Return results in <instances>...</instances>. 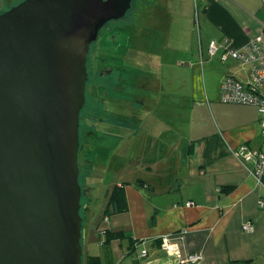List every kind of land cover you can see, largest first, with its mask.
I'll return each mask as SVG.
<instances>
[{"label": "crops", "instance_id": "1", "mask_svg": "<svg viewBox=\"0 0 264 264\" xmlns=\"http://www.w3.org/2000/svg\"><path fill=\"white\" fill-rule=\"evenodd\" d=\"M202 12L201 69L193 60L190 70L166 76V90L159 82L153 85L157 98L160 93L181 96L175 98L182 103L176 108L188 121L178 119L179 137L170 134L174 141L164 160L158 162L157 155L148 168L155 176L144 186L126 184L129 210L119 215V223L109 218V229L129 232L138 247L133 252L127 243H112L110 261L98 247L93 255L103 257L104 264H140L143 251L148 257L141 264H187L161 250L158 241L164 237L179 241L183 259L201 255L195 264H264V208L259 205L264 187L252 176V166L235 157L242 146L263 149L262 119L253 106L220 100L225 77L245 82L249 75L248 67L233 59L223 63L222 54L254 40L264 43V0H202ZM211 42L220 47L215 56L208 52ZM148 121L142 116L134 129L148 131ZM249 222L253 232L243 230Z\"/></svg>", "mask_w": 264, "mask_h": 264}, {"label": "water", "instance_id": "2", "mask_svg": "<svg viewBox=\"0 0 264 264\" xmlns=\"http://www.w3.org/2000/svg\"><path fill=\"white\" fill-rule=\"evenodd\" d=\"M134 0H24L0 15V264H83L88 53Z\"/></svg>", "mask_w": 264, "mask_h": 264}, {"label": "rangeland", "instance_id": "3", "mask_svg": "<svg viewBox=\"0 0 264 264\" xmlns=\"http://www.w3.org/2000/svg\"><path fill=\"white\" fill-rule=\"evenodd\" d=\"M22 1L0 0V15ZM202 17V0H137L135 10L118 24L139 36L136 43L142 53L138 64L140 70H136L135 74L132 72L141 77L135 97L138 102H130L131 92L125 91L120 84H114L115 78L102 80L100 65L88 61L87 103L80 131V147L83 148L79 154L80 185L89 191L82 196L81 202L83 264L87 255H93L100 247L99 229L102 232L110 227L105 214L114 186L121 183L138 185V181L153 178L155 175L150 174L148 168L155 164L157 155H160L158 162L164 160L167 146L174 141L169 135L179 137L176 122L181 116H186L180 108H176L178 103H182L175 98L181 96L160 93L157 98L153 85L159 82L166 90L169 86L166 76L190 70L193 60L201 69L198 55ZM202 40L205 44V36ZM129 72L124 73L126 78L133 76ZM128 84L131 87V83ZM104 90L114 94L106 96ZM141 106L146 108L144 112H140ZM124 115L126 119H123ZM142 116L151 120L148 121L152 125L147 128L148 131L145 127L134 129V122ZM185 120L188 121L187 116ZM114 126L127 132L128 136L119 138V132L108 131ZM167 138L169 142L166 145ZM110 219L119 223L122 218L115 215Z\"/></svg>", "mask_w": 264, "mask_h": 264}, {"label": "built area", "instance_id": "4", "mask_svg": "<svg viewBox=\"0 0 264 264\" xmlns=\"http://www.w3.org/2000/svg\"><path fill=\"white\" fill-rule=\"evenodd\" d=\"M219 48L217 42H211L208 51L210 56H215ZM229 59L237 61L242 67H248L249 75L245 82L234 76L225 77L220 89V100L224 104L255 107L262 119L264 140V43L254 40L240 50L227 51L222 54L223 63ZM235 157L244 166L247 164L252 166V176L258 185L264 187V147L261 150H253L247 145L242 146L235 152ZM259 205L264 208L263 201H260ZM243 230L253 232L254 225L249 222L243 226ZM161 241V250L170 257L178 258L181 263L195 264L201 260V255H190L183 259L180 243L172 237H164ZM147 257V251H143L140 259L145 260Z\"/></svg>", "mask_w": 264, "mask_h": 264}, {"label": "flooded vegetation", "instance_id": "5", "mask_svg": "<svg viewBox=\"0 0 264 264\" xmlns=\"http://www.w3.org/2000/svg\"><path fill=\"white\" fill-rule=\"evenodd\" d=\"M136 2L137 0H134L132 2L130 10L127 12L124 18L118 21H111L102 28V30L99 32L98 40L94 44H92L87 57L88 61H95L100 65L101 68L100 78L102 80L103 78L106 80L115 78L114 84H120V86L125 88V91L127 90L130 91L131 92L130 102H134V103L138 102L136 101L135 97L138 95L139 92L137 89L138 88L137 86L139 84L136 82L137 75H133L132 72H134L135 74L136 70L139 69V66L137 63L132 65L133 64L132 62H135L134 59H138V56L141 54V51L139 50L140 47L136 43V40L137 39L139 40L138 38L139 36L135 32L133 33L132 30L126 29L127 27H125V29L123 26L119 27L118 24L126 20L129 17V15L135 10ZM126 71L127 72L130 71L129 73H132L133 76L126 78L124 76V73ZM88 81H89V77H88ZM128 82L131 83V87H129ZM93 91L97 92V89H94ZM103 94L106 96L109 95L112 96L114 92L110 90H104ZM86 103H87V92H86ZM82 113L80 117V131H81ZM133 113L137 114L135 112ZM123 119H126L125 115L123 116ZM82 148L80 147V150ZM83 190L85 191V188H83Z\"/></svg>", "mask_w": 264, "mask_h": 264}, {"label": "trees", "instance_id": "6", "mask_svg": "<svg viewBox=\"0 0 264 264\" xmlns=\"http://www.w3.org/2000/svg\"><path fill=\"white\" fill-rule=\"evenodd\" d=\"M141 56H142V53L138 56V59H134L135 62H132L133 63L132 65H134L135 63L139 64V62H141L140 61ZM136 77H137L136 82L139 84L141 77L140 76H136ZM119 129H120L119 127L114 126V127L108 128V131L115 132V133L119 132L118 133L119 135H122V134L128 135V133H125L122 129L120 130ZM144 185H145L144 181H138V186H144ZM125 187H126V184L116 185L111 190L109 194L108 207H107L106 214H105L106 219L110 218L111 216L121 215V214H125L128 212L129 207H128V201L126 197ZM100 235H101V238L99 239V244H100V247L104 248V250L107 252V255H106L107 261L113 260L112 252H111L112 250L111 244L114 242H120L121 244L127 243L129 245L130 250H132L133 252L138 247L137 241H134L133 237L129 234V232H126L124 230L116 231V230H112L108 228L100 232ZM158 243L161 248L162 241L160 240L158 241ZM141 254H140V257H141ZM142 261L143 260L140 259V264ZM85 264H104V259L103 257L98 256V255L88 254L86 257Z\"/></svg>", "mask_w": 264, "mask_h": 264}]
</instances>
